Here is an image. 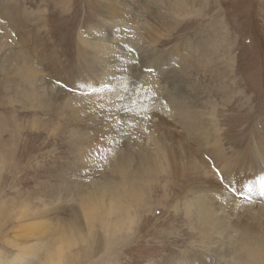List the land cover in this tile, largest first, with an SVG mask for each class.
<instances>
[{
  "label": "rangeland",
  "instance_id": "1",
  "mask_svg": "<svg viewBox=\"0 0 264 264\" xmlns=\"http://www.w3.org/2000/svg\"><path fill=\"white\" fill-rule=\"evenodd\" d=\"M137 9L145 13L138 22V47L127 42L141 57L134 66L123 62L127 72L120 71V78L140 82L146 76L150 84L139 97L129 84L124 100L98 106L104 95L80 86L101 87L104 74L87 63L78 35L92 36L95 26L106 24L112 31ZM217 35H224L227 49L221 45L219 53ZM22 59L33 67L38 98L47 100L42 108L19 86ZM77 95L74 105L87 104L80 106L85 109L65 104ZM123 105L148 111L130 114L120 110ZM169 107L177 111L170 114ZM82 140L103 147L104 157L93 158L92 149L80 152ZM111 147L125 151L128 160L119 153L114 165L106 154ZM138 151L150 156L152 174L136 168ZM259 152L264 155V0H0L3 259L17 252L16 244L31 242L36 249L43 240L44 249L26 263L39 264L58 243L59 226H65L84 242L66 252L65 264H218L229 249L226 225L237 217L234 225L264 234V197L249 202L224 188L228 181L240 188L264 174ZM126 170L135 178L132 186L125 184ZM105 181L144 194L137 223L115 236L99 227L88 231L77 202L82 192L76 185L87 190ZM194 194L209 200L222 222L219 232L203 234L199 219L187 213L186 201ZM100 199L91 198L87 210L106 201ZM21 202L31 212L42 211V232L28 230V216L18 217Z\"/></svg>",
  "mask_w": 264,
  "mask_h": 264
},
{
  "label": "bare ground",
  "instance_id": "2",
  "mask_svg": "<svg viewBox=\"0 0 264 264\" xmlns=\"http://www.w3.org/2000/svg\"><path fill=\"white\" fill-rule=\"evenodd\" d=\"M185 1L186 0H181V3H185ZM144 14L145 13L141 9H137L136 12L132 11L126 15L124 14L127 21H124L120 25H117V27H115L112 31H110V24H106L99 28L95 26L92 36H86L83 33H80L78 35V45L82 47V50L86 52L87 63L99 73L104 74L101 77V80L104 81V84L110 83L112 88L115 89L114 92H99L102 96H104L100 99V104L98 106H103L106 104L112 105L118 100L117 95H122L124 93L121 85L125 82V80L120 78L119 69L121 68L122 63L126 62V60L128 62L132 61V63L130 64L135 65L138 62L139 57H141V53L139 51L134 48L135 51L130 53L125 48V45L132 48V45L129 46V43L127 42L128 40H132L134 47H138L139 42H136L135 38L139 37V32L142 26L138 22L143 19L142 16ZM115 21H119V19H116ZM217 37L219 38V35H217ZM215 43L219 48L216 47V49H214L216 52L219 53L218 49H220V46L223 45L224 48L226 46L224 35L222 38L217 39ZM204 56L206 57L207 55ZM230 60L231 58H229L231 66ZM115 62H117L118 65H114ZM18 68V83L20 87L24 86L23 93L31 101H36L39 107L42 108L47 104V100L43 101V98L41 100L40 98H38L39 92L34 87V82L31 83V72L33 70V67L31 65H26L22 59L21 62L18 64ZM140 82L144 84V88L147 86V84H150V80L146 76L143 77V79L141 78ZM140 95L141 92H135L136 97H139ZM78 96L79 95L68 98L65 101V104L71 105L76 109H78L80 106L86 108L87 104L81 105L78 101V103L74 105ZM87 99L88 98L85 97L83 101L87 102ZM78 105L79 107L77 108ZM85 108L80 107L81 110ZM168 111L170 114H174L177 109L175 107H169ZM75 135L79 134L75 133ZM79 143L82 144V146L79 147L80 152L83 153L89 151H85L86 149H92V155H96L95 157L92 156L93 158L99 157L101 159L104 157V154L101 151V149H104L103 147H93L89 142H84L83 140ZM107 149L109 148L107 147ZM119 153H122L123 156H125V160H128V155H126L125 151L123 150L119 151L117 148L111 147L110 150L106 152L107 156L112 158L113 163L114 161H118ZM108 157H105L103 161L107 165L110 164V160ZM136 157H138L140 160L139 165L136 168H142L141 173L147 172L148 174H152L153 166L150 165L152 161L150 160V156L148 155V153L144 151H138V155ZM129 158H131L130 154ZM90 161H92V159ZM258 161L261 162V167H264V155L260 152ZM115 164L117 163H114V165ZM123 175L124 178H126L125 184L132 186L133 182L131 180L135 178H132L130 175H128L127 170L124 172ZM94 185V188H88L87 190H84L82 187L76 185V187H78L82 192L77 202L79 203L80 210L84 214L85 219H88L87 230H94L95 228L99 227L103 229L105 235L110 234L114 236L116 234L122 233L123 231L127 232L128 230H130L132 228V224L137 223L136 220L137 218H139L138 216H140L136 211V207L139 208L140 206H142L144 201V194L135 187V190H132L130 192H123L121 191L122 189H118V186H116L110 181L99 182L95 183ZM98 196L103 199H106V201L94 205V209L92 210H87L86 204L88 202H91V198H98ZM125 197L130 200V202L126 203V205H124L125 203L123 201V198ZM103 199H100V201ZM208 201L209 200L203 195L195 194L188 198L186 201L187 213L199 219V223L202 226V228H200V232L203 231V234H207L211 230H213L214 232H219L221 229H223L221 220L213 215V212L212 210H210V207L208 205ZM260 201L262 202L261 206H263L264 198ZM252 204L253 202L251 203V206ZM252 211L256 214V217L260 215L259 210L253 208ZM115 212L119 213V217L113 219L111 215ZM25 216H28L31 219L30 223L27 224L28 230L36 228V230H40L42 232V211L38 212L37 210H34L31 212L28 204L22 203L19 207L18 217L21 218ZM238 219L239 217H237L235 221H237ZM235 221L230 225H226V228L228 230L227 234L229 249L221 253L222 259L218 261V264H264V234H259L257 232L252 231L249 226L238 227L234 225ZM28 232L29 231H26V233ZM75 232L76 231L73 230H70L68 232L65 226H59L58 235L56 239V242L58 243L52 251H48L46 260L41 261L39 264H65L66 262H69L67 261L69 256L66 255V252L69 251V253H71L70 250L73 247L84 243L77 241V238L74 237ZM78 233L81 234L80 231H78ZM81 235L86 237L87 239L89 238L87 234ZM24 239H28V237ZM87 239L83 241H86L87 243ZM37 240H40V238ZM42 241L43 240H40V243H37L38 246L36 247V249L34 248L35 243L30 242V244H28L24 241L19 243L18 245L16 244L17 252L10 258L3 259L0 256V264H26L28 262H31L32 258L36 255V251L40 250L41 248L44 249V246H41ZM72 255L75 257V254Z\"/></svg>",
  "mask_w": 264,
  "mask_h": 264
},
{
  "label": "snow or ice",
  "instance_id": "3",
  "mask_svg": "<svg viewBox=\"0 0 264 264\" xmlns=\"http://www.w3.org/2000/svg\"><path fill=\"white\" fill-rule=\"evenodd\" d=\"M125 48L130 53L135 51V49H132V48L128 47L127 45H125ZM129 63H132V61H129ZM119 71L126 73L127 67L122 66L119 69ZM145 71L147 73H152L153 69L148 68V69H145ZM129 84H131V91H134L137 93L145 91L143 83H141L139 81H128L126 79L125 82L121 85L124 92H128L130 90ZM57 85L66 87V85H61L59 81H57ZM80 87H88L90 92H105V91L114 92L115 91V89L112 88L110 83L103 84V86H101V87H91V86H86V85H81ZM147 91H151V90L147 89ZM152 95L154 97L155 93L153 92ZM117 99L122 101L125 99V96L118 94ZM131 103H132V105H136L137 100L133 99V100H131ZM120 110L127 112V113H130V114L135 112V115H141V113H144L146 115V113L148 111V109L146 107L143 109H140V110H135L134 108L128 107L126 105L121 106ZM116 123L121 124V123H125V121L117 119ZM128 123H131V121L129 120ZM219 178L221 179L222 182L225 179L222 175ZM224 188H225V192L231 193V194L238 196V197H242L245 200L250 202L254 196L264 197V174H261L260 176H258L255 179V181H251V180L248 181L246 184L242 185L240 188H237L233 181H228V183L224 185Z\"/></svg>",
  "mask_w": 264,
  "mask_h": 264
}]
</instances>
